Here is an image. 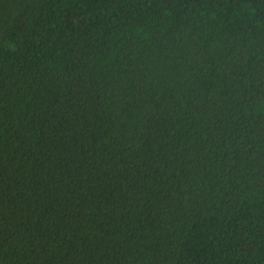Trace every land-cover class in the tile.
Here are the masks:
<instances>
[{
	"label": "trees",
	"instance_id": "16d2710c",
	"mask_svg": "<svg viewBox=\"0 0 264 264\" xmlns=\"http://www.w3.org/2000/svg\"><path fill=\"white\" fill-rule=\"evenodd\" d=\"M0 264H264V0H0Z\"/></svg>",
	"mask_w": 264,
	"mask_h": 264
}]
</instances>
